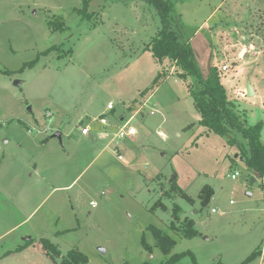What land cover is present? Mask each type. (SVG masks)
<instances>
[{
    "label": "rangeland",
    "instance_id": "obj_1",
    "mask_svg": "<svg viewBox=\"0 0 264 264\" xmlns=\"http://www.w3.org/2000/svg\"><path fill=\"white\" fill-rule=\"evenodd\" d=\"M174 2L204 75L211 48L238 113L263 121L264 0ZM160 29L144 0H0V264H58L70 250L89 264H159L176 253L184 255L172 264H240L256 248L261 255L247 264H264L261 179L240 147L200 124L187 87L197 88L196 78L146 50ZM52 46L63 51L45 53ZM109 101L139 129L137 143L111 134L106 146L93 133L81 145V128L98 127ZM58 130L62 142L52 137ZM206 185L215 194L203 207ZM13 188L17 203L4 199ZM188 219L193 238L181 231ZM150 226L177 240L169 254ZM42 239L60 250L56 261ZM26 242L35 245L1 258Z\"/></svg>",
    "mask_w": 264,
    "mask_h": 264
},
{
    "label": "trees",
    "instance_id": "obj_2",
    "mask_svg": "<svg viewBox=\"0 0 264 264\" xmlns=\"http://www.w3.org/2000/svg\"><path fill=\"white\" fill-rule=\"evenodd\" d=\"M144 1L155 8L161 21V29L149 42L146 50L150 51L153 57L160 62L169 60L171 63H174L180 70L176 73L182 79L186 80L189 76L196 78L198 82L197 88H194L191 84L188 88L193 97L195 107L201 114L200 124L208 132L226 136L231 145H236L242 149L240 156L244 158L243 161L247 168L260 177V186L264 196V143L261 139L263 121L249 124L246 116L238 113L235 103L228 98L227 89L222 82L221 74L216 65H212L209 72L204 75L196 51L190 43L189 36L186 34L185 25L176 13L175 0ZM55 50L58 52L63 51L61 46H52L45 53ZM239 136L242 140L239 139ZM174 189H181L176 181L173 184V191ZM202 191L204 194L201 193L200 197L202 206L204 207L211 201L214 190L211 186L206 185ZM181 192L183 193V191ZM184 195L189 198L186 194ZM150 229L157 239V246L164 254H169L177 243L176 240L156 226H150ZM181 231L188 238H193L197 235V231L194 229V222L191 219H188V222L181 227ZM41 242L42 248L51 258L55 259L61 255L60 250L50 240L42 239ZM28 243L26 242V244L19 246L17 250L28 247ZM142 243L147 250H151L145 239H142ZM52 252L55 253L53 256ZM183 255L184 253H176L159 264H172L183 257ZM260 255L261 250L256 248L240 264H247ZM58 264H89V259L86 254L78 250H70L66 256L62 257ZM123 264L129 263L124 262ZM139 264L152 263L144 261ZM214 264L225 263L218 262Z\"/></svg>",
    "mask_w": 264,
    "mask_h": 264
},
{
    "label": "crops",
    "instance_id": "obj_3",
    "mask_svg": "<svg viewBox=\"0 0 264 264\" xmlns=\"http://www.w3.org/2000/svg\"><path fill=\"white\" fill-rule=\"evenodd\" d=\"M220 5H217L216 7H215V10H213L212 12H210V14L209 15H207V17L204 19V21H203V23L200 25V27L201 26H203L204 24H205V22H208V21H212L213 19H215L216 17H217V9H219L220 7H219ZM226 16H228V14H226ZM218 22H216L215 23V25L217 24ZM199 27V28H200ZM196 51V50H195ZM209 51H210V55H208L209 56V61L211 60V66L212 65H215L214 64V62H213V58L215 57V54H214V51L212 52L211 51V48H209ZM197 58H199V55L197 56ZM199 60V59H198ZM205 64L207 65V61L205 62ZM217 65V64H216ZM174 70H175V68H174ZM204 72V71H203ZM209 72V63H208V67H207V70H206V74ZM176 73V72H175ZM224 74L222 75V77H221V79H223L224 77ZM167 76H165V78H166ZM222 82L224 83V85H225V87H226V82L224 81V80H222ZM252 82V81H251ZM251 84V86H252V88H253V91H254V95L253 96H256L257 94H258V90H257V88H256V86L254 85V83L252 82V83H250ZM188 87V86H187ZM247 87H248V85H247ZM189 89V88H188ZM249 95V94H248ZM264 96V95H263ZM243 97V96H242ZM245 99H247V97L245 98ZM245 99H242L243 101L245 100ZM110 104H112V108H109V105ZM141 104V103H140ZM195 105V104H194ZM107 108L109 109V110H112V112H111V114H106V113H102L101 114V116H100V119L101 118H105L106 120H107V124H103L101 121V123L98 125V127H96V126H94L95 124H90V123H85L84 125H83V127L84 126H89L90 127V132H89V134H87V135H85V134H83L82 133V131H81V134H79V141H80V144L81 145H83V144H90L91 142H92V139H90L89 138V136H92L93 135V133L95 134V135H93V137H95V136H97L98 135V138L99 139H101L102 141L103 140H107L108 138H109V136H111V134H114L116 131H117V129L120 127V126H122L125 122H128V120L126 121V118L124 117V116H122V117H120L117 113L118 112H116L115 110H114V104H113V102L112 101H109L108 102V104H107ZM241 114V113H240ZM242 116H246V117H248V115H247V112L245 111V114L243 115V114H241ZM141 117L144 119L145 117H146V113H144V114H142L141 115ZM118 118H120V119H118ZM116 119H118L119 120V124L118 125H116V126H114V124H115V120ZM201 120V114H200V119H199V121ZM264 121V120H263ZM6 122H3V124L1 125V126H3L4 124H5ZM255 124V123H254ZM131 126H135V125H133L132 124V122H131V124H130ZM94 126V127H93ZM82 129V128H81ZM103 132H107V133H109V136L108 137H105V135H103L102 133ZM137 132L139 133V129H137ZM159 132H161V133H163L162 131H160L159 130ZM138 133L135 135V136H133V138H128V139H126V140H129L130 141V143L131 144H134V143H137L136 141H138V138H137V136H138ZM262 133H264V131L262 132ZM262 135V134H261ZM52 137H53V135H52ZM62 137H63V133H62ZM77 137V138H78ZM97 138V139H98ZM126 140H124L123 142H125ZM114 141H118V140H115L114 139ZM114 141H112V142H114ZM4 142L5 143H7V142H9V140L8 139H5L4 140ZM111 140H107V144H106V146H110V145H112L111 143ZM121 142V141H120ZM118 144V143H117ZM1 150V149H0ZM2 151V150H1ZM212 187V186H211ZM213 188V187H212ZM213 190H214V194H215V189L213 188ZM7 194H9V197H5L4 199H5V201H7V202H9V201H11V198H12V202H14V203H17L18 201H19V197H20V193H18V192H16V190L13 188L11 191H7ZM214 194H213V196H214ZM213 196L211 197V200H212V198H213ZM93 202V201H92ZM91 202V203H92ZM95 202V204H92V205H96V201H94ZM231 202H233V201H231ZM13 208H15V209H17V207H16V205H14L13 206ZM170 235V234H169ZM171 236V235H170ZM172 237V236H171ZM175 239V238H174ZM176 240V239H175ZM177 241V240H176ZM35 244H33V245H29V246H34ZM29 246L28 247H26L25 249H23V250H20V251H15L14 252V250H9L8 252H5L4 254H2L1 255V258L3 259V260H5L11 253H13L12 254V257L16 254V253H23V251H25V250H28L27 248H29Z\"/></svg>",
    "mask_w": 264,
    "mask_h": 264
},
{
    "label": "built area",
    "instance_id": "obj_4",
    "mask_svg": "<svg viewBox=\"0 0 264 264\" xmlns=\"http://www.w3.org/2000/svg\"><path fill=\"white\" fill-rule=\"evenodd\" d=\"M227 67H228L227 64H225V65H223L222 68L224 70H226ZM109 108H112V104L109 105ZM50 115L51 114L49 112V116ZM100 121L103 124H107V120L105 118H101ZM2 124H3V121L0 120V125H2ZM81 131H82L83 134L87 135L90 132V127L89 126H84V127H82ZM102 134L105 135V137L109 136V133H107V132H103ZM136 134H137V128L135 126H131L129 121H128L127 123L123 124L122 126H120L117 129V131L114 133V139L118 140V141H124V140H126L128 138H133V136H135ZM115 152L117 153L118 150H115ZM118 159L128 163V161L126 159H124L122 155H119ZM238 175H239V172H235V173L232 174V178L236 179ZM91 204H95V202L93 201ZM212 211L215 212L216 209H213Z\"/></svg>",
    "mask_w": 264,
    "mask_h": 264
},
{
    "label": "water",
    "instance_id": "obj_5",
    "mask_svg": "<svg viewBox=\"0 0 264 264\" xmlns=\"http://www.w3.org/2000/svg\"><path fill=\"white\" fill-rule=\"evenodd\" d=\"M210 67H211V60L209 61V69H210ZM15 84L16 85H20L21 84V81L20 80H16L15 81ZM247 90H248V94L250 95V96H253L254 95V91H253V88H252V86H251V84L250 83H248V87H247ZM29 110L31 111V107H29ZM53 137H57V138H59L60 139V141L62 142V132L61 131H57V132H55L54 134H53ZM244 158L242 157L241 158V160H243ZM255 180V178H253V181Z\"/></svg>",
    "mask_w": 264,
    "mask_h": 264
}]
</instances>
